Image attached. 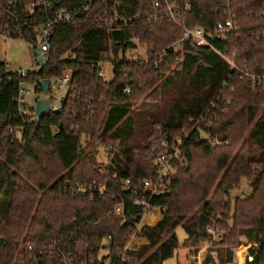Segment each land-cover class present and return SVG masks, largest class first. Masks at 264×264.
I'll use <instances>...</instances> for the list:
<instances>
[{"label":"trees","instance_id":"16d2710c","mask_svg":"<svg viewBox=\"0 0 264 264\" xmlns=\"http://www.w3.org/2000/svg\"><path fill=\"white\" fill-rule=\"evenodd\" d=\"M120 1L126 23L100 25L98 14L111 0H94L56 28L48 62L27 78L40 85L71 71L62 111L25 124L15 103L19 77L0 83V264H63L62 252L74 264H164L181 253L185 264L197 254L200 264L240 257L241 264H264V0H236L238 25L228 38L212 47L186 40L180 52L168 48L182 29L164 14L150 20L156 0ZM175 1L192 4L183 14L187 27L212 29L220 19L214 0ZM86 2L62 0L60 7ZM135 39L147 47L148 62L126 59ZM111 59L118 62L106 82L98 64ZM22 125L19 138L11 127ZM160 131L181 140L183 163L168 192L152 200L164 208L162 220L139 228L144 212L133 204L134 190L157 175L152 148ZM96 143L108 149L106 166ZM243 177L252 178V193L231 202ZM78 184L107 192L76 195ZM120 203L124 219L114 212ZM134 238L148 243L131 246ZM103 248L109 253L101 259Z\"/></svg>","mask_w":264,"mask_h":264},{"label":"built area","instance_id":"2783aa9c","mask_svg":"<svg viewBox=\"0 0 264 264\" xmlns=\"http://www.w3.org/2000/svg\"><path fill=\"white\" fill-rule=\"evenodd\" d=\"M214 1L216 12L220 14V19L215 23L212 29H205L202 27L190 28L184 24L183 14L185 11L190 10L192 6L190 1H187L184 6H181L175 0H156L152 5L153 14H151L150 20H158V17L164 14L171 24L182 29L183 33L181 38L171 44L168 48L169 50L180 52L186 40L193 41L199 47H212L213 42L216 40L228 38L238 25L236 0ZM20 3V0H0V37H20L26 40L30 44L29 47L34 60V70L9 71L0 56V83L4 78H9L12 74H16L19 77L20 80L17 86L15 103L18 108L19 117L25 124H28L36 120L35 109L41 99L50 100L49 112H59L63 110V105L66 102L70 86L72 85L73 74L71 71H65L52 79L48 94L43 93L41 85L30 82L27 78L31 73L37 72L41 68L42 65L39 64L38 60L40 58H47L56 28L61 24L74 20L81 13L89 11L94 0H87L82 8L73 10L61 8L60 5L62 4V0H33L31 3L24 6ZM121 11V1L111 0V4L105 6L98 14L97 20L99 24L104 27H118L121 23L127 22V18L124 17ZM134 42L135 46L128 49V51L137 56L136 59L132 61L148 62L150 60L148 51L144 57L139 55V45H145H142L138 39H135ZM166 52L167 51L164 50L158 55L160 60L165 58ZM218 53L226 58L228 62H233L222 52L218 51ZM126 59L131 60L127 57ZM110 62H118V60L111 59L101 61L98 64V75L106 82L112 80L114 76V63L111 77L109 75L110 71L105 66V64H109ZM125 92L129 94L131 89L126 88ZM32 103H34V106ZM203 119V117L199 119L197 124L201 123ZM23 129L24 125L11 127V130H15L19 138L22 136ZM158 138L159 144L152 148L154 153V164L158 169L157 175L154 178L143 180L141 188L134 190L136 197L133 200V204L142 208L144 217L161 215L164 208L153 204L152 200L155 197L164 196L168 192L169 178L176 172V164L183 163L181 140L179 138L171 139L162 131L159 132ZM107 164H109V159L103 166ZM130 184V180H125L124 189L128 190ZM72 192L76 195L94 192L103 195L107 192V188L105 185L94 184L85 186L78 184L72 187ZM114 212L119 219L125 218V208L122 203L115 207ZM143 219L139 228L142 227ZM209 233L211 235V242H214V240H216V231L210 229ZM127 248L128 246L126 249ZM103 249L107 250L106 255H108V249ZM62 256L64 258L63 264H74L71 255L67 256L62 252ZM196 257L200 263L199 256ZM99 258H103L101 252ZM235 263L241 264L242 259L236 260Z\"/></svg>","mask_w":264,"mask_h":264},{"label":"rangeland","instance_id":"374dc122","mask_svg":"<svg viewBox=\"0 0 264 264\" xmlns=\"http://www.w3.org/2000/svg\"><path fill=\"white\" fill-rule=\"evenodd\" d=\"M29 45L30 44L26 40H24L20 37H18V38L5 37V36L0 37V56H1L2 60L4 61L6 68L9 71L34 70V60L32 58L31 49H30ZM146 54H147L146 46L139 45V55L144 57V56H146ZM126 57L128 59L133 60V59H136L137 56L135 54H133L132 52L128 51L126 54ZM120 59H123L122 55L120 56ZM113 63L114 62H110L109 64H105L106 68L110 71V74H109L110 77L112 75ZM32 105L34 106V103H32ZM154 139L155 138H153L152 140H154ZM158 143H159V138L157 137V140L154 141V146L156 147L158 145ZM94 149L97 152L98 161L102 164H106L108 162V149L105 148V146L101 143H96V146H94ZM251 183H252V178L243 177L240 185L238 187L234 188L233 190H231L230 196H229L230 201L233 202L236 197L245 198L248 195H250L252 193ZM159 218L160 217H157V216H149L144 220V222L149 223V224H153ZM176 234L179 238L180 244H183L184 240L187 238V234H186L182 225L176 229ZM216 239H218L217 233H216ZM240 241L246 242L247 239L245 237H240ZM214 242H215V240H214ZM208 247H209L208 243L203 244V250L207 249ZM248 247L246 245L241 250L242 251L240 253L241 256H242L243 251H245ZM106 254H107V250H105V249L101 250V256H104ZM215 255H217V253L214 254V256ZM195 256L196 255H191L189 257L190 264H200L198 258ZM197 256H198V254H197ZM240 258H242V257H240ZM240 258H238V259H240ZM180 261L182 264H185V260L182 256V253L179 255V257L176 255L174 258H171V259L165 261L164 264H179ZM235 262L233 264H236ZM215 264H220L217 258H216ZM227 264H232V263H227Z\"/></svg>","mask_w":264,"mask_h":264},{"label":"water","instance_id":"95a60500","mask_svg":"<svg viewBox=\"0 0 264 264\" xmlns=\"http://www.w3.org/2000/svg\"><path fill=\"white\" fill-rule=\"evenodd\" d=\"M38 62L40 65H43L48 62V58H40ZM40 85L43 89V93L48 94L51 85V80L43 79L41 80ZM50 104H51L50 100H46V99L39 100L35 109V117L37 121H41L42 118H44V116L49 112Z\"/></svg>","mask_w":264,"mask_h":264},{"label":"crops","instance_id":"0c3cea01","mask_svg":"<svg viewBox=\"0 0 264 264\" xmlns=\"http://www.w3.org/2000/svg\"><path fill=\"white\" fill-rule=\"evenodd\" d=\"M152 216H157V217H160L157 221H155L153 224H149V223H145L144 220L149 217V216H146L144 217L143 219V222H142V226L144 225H150V226H154L156 225L160 220H162L163 216L162 215H152ZM148 243V240L146 238H134L132 241H131V245L132 246H138V245H142V244H147Z\"/></svg>","mask_w":264,"mask_h":264}]
</instances>
